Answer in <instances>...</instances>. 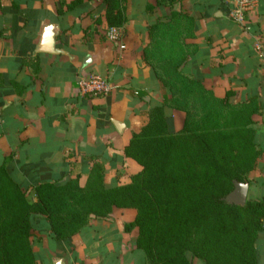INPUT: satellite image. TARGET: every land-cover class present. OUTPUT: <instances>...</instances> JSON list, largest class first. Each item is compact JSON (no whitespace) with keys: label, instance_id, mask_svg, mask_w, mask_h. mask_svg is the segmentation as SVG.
Listing matches in <instances>:
<instances>
[{"label":"crops","instance_id":"0c3cea01","mask_svg":"<svg viewBox=\"0 0 264 264\" xmlns=\"http://www.w3.org/2000/svg\"><path fill=\"white\" fill-rule=\"evenodd\" d=\"M75 1L0 0V165L7 159V172L31 202L36 201L35 186L77 176L83 186L95 166L104 171L106 187L130 184L141 168L125 157L124 149L148 122L149 110L161 105L159 84L143 61L147 28L153 23L145 8L154 0H124L119 43L106 37L104 0ZM183 1L195 19L196 53L190 65L196 78L217 99L230 92L235 103L257 104L254 129L262 169L264 0L247 15V30L228 17L234 0ZM49 24L58 26L54 48L62 54L35 53ZM255 42L262 46L261 57ZM89 73L107 77L111 92L81 95L78 78ZM12 81L23 88L20 94ZM165 115L174 128L181 123L179 112ZM252 176L262 175L255 170ZM135 216L133 209H113L104 221L93 219L62 242L53 239L41 219L31 236L36 264L56 259L61 260L57 264H146L135 246L137 229L125 231Z\"/></svg>","mask_w":264,"mask_h":264},{"label":"trees","instance_id":"16d2710c","mask_svg":"<svg viewBox=\"0 0 264 264\" xmlns=\"http://www.w3.org/2000/svg\"><path fill=\"white\" fill-rule=\"evenodd\" d=\"M123 2L104 0L109 28L125 24ZM145 11L153 23L143 61L159 84L161 105L149 110L148 122L124 149L140 171L130 184L108 188L104 171L95 166L83 186L79 176L35 186L31 202L7 172L5 159L0 165V264H36L31 236L41 219L62 242L91 220L104 221L113 209L136 211L125 231L137 228L135 246L146 264H191L188 254L203 264H256L264 199L238 208L223 198L234 181L243 183L255 168L257 104L235 103L230 92L217 99L196 78L190 65L195 19L187 3L154 0ZM11 84L17 94L23 91ZM167 110L184 114L180 133H173Z\"/></svg>","mask_w":264,"mask_h":264},{"label":"built area","instance_id":"2783aa9c","mask_svg":"<svg viewBox=\"0 0 264 264\" xmlns=\"http://www.w3.org/2000/svg\"><path fill=\"white\" fill-rule=\"evenodd\" d=\"M258 0H234L229 11V19L240 28L247 30V15L256 7ZM106 37L112 43H119L122 37L121 28H108ZM255 52L262 56V46L255 42ZM77 90L83 96L104 97L111 92V84L107 77L96 73L82 75L77 81Z\"/></svg>","mask_w":264,"mask_h":264},{"label":"rangeland","instance_id":"374dc122","mask_svg":"<svg viewBox=\"0 0 264 264\" xmlns=\"http://www.w3.org/2000/svg\"><path fill=\"white\" fill-rule=\"evenodd\" d=\"M179 114L181 116L180 120H179V121H181V123L179 124V122H178V125L176 128H174L173 124L171 127L174 134L180 133L183 130V123H184L185 116L183 113L179 112ZM254 144L256 146V148H255V152H256L255 168L247 174V176L245 177V181L243 182V183L249 184L247 201L264 199V170H263L264 167L262 169L260 168V166H262L261 164H263V163H260V161L262 160L263 157H262L261 146L258 143L257 134H256V137L254 139ZM255 170L259 171V173L262 176H256V177L254 176L253 177L252 172H254ZM232 189H233V187H232ZM232 189H231V191H232ZM137 234H138V230H137ZM261 235H263V236L260 238ZM254 249H255V253H256L257 264H264V213H263V216H262L261 221H260V231L258 233V238H257ZM142 254H143V252H142ZM188 258H189V262L191 264H203L202 262H200L196 259H193L191 254H188Z\"/></svg>","mask_w":264,"mask_h":264},{"label":"water","instance_id":"95a60500","mask_svg":"<svg viewBox=\"0 0 264 264\" xmlns=\"http://www.w3.org/2000/svg\"><path fill=\"white\" fill-rule=\"evenodd\" d=\"M57 29L58 26L56 24H49L42 29L40 40L37 44V47L35 48V53H44L51 55L63 53L61 50L54 48L55 37L58 34ZM87 61L88 59H86V63ZM113 124L117 128V123L113 122ZM248 190V183L234 181L232 191L223 198V201L226 205L243 208L247 201ZM60 262V259L54 260V264Z\"/></svg>","mask_w":264,"mask_h":264}]
</instances>
